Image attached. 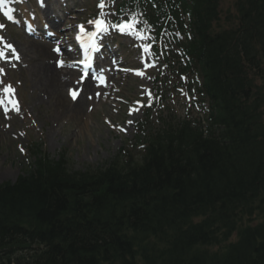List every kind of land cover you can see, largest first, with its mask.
I'll use <instances>...</instances> for the list:
<instances>
[{
  "label": "trees",
  "instance_id": "1",
  "mask_svg": "<svg viewBox=\"0 0 264 264\" xmlns=\"http://www.w3.org/2000/svg\"><path fill=\"white\" fill-rule=\"evenodd\" d=\"M174 1L200 20L226 132L171 125L105 167L45 158L0 184V264H264V122L242 65L264 51V0H236L234 43L211 32L221 0Z\"/></svg>",
  "mask_w": 264,
  "mask_h": 264
},
{
  "label": "rangeland",
  "instance_id": "2",
  "mask_svg": "<svg viewBox=\"0 0 264 264\" xmlns=\"http://www.w3.org/2000/svg\"><path fill=\"white\" fill-rule=\"evenodd\" d=\"M87 1L89 2V9H91L90 6L92 7L94 3L90 0ZM111 1L109 6L104 8V14L111 13L108 10L113 5ZM229 1L232 0H225L224 5H227ZM99 3L100 0L97 5ZM89 13L90 10H85L82 16ZM77 17L79 19L82 18L81 15ZM6 37H11L17 47L20 45V42L26 41L25 36H18L11 32L6 33ZM132 40L138 43L136 38ZM18 49L20 48L18 47ZM131 58L134 59V53H132ZM63 62L65 68L68 63ZM25 63L26 61L24 60L22 65H26ZM53 63L55 64L54 61ZM33 64L34 62L30 63V65ZM28 67L29 64L22 71L19 69L14 70L10 73L9 77L10 81H13L15 84L18 83L19 95L22 99L20 107L23 110L18 115H14V118L10 117L6 120L0 113L1 127L10 132L8 138H0V183L15 180L19 174H22L27 169V164L29 163L28 155L26 152H21L20 150L26 147V143L30 139L44 140L48 151L55 157L66 149L70 168L82 170L102 164L114 157L124 140L133 134L134 123L137 121V118L141 117V112L127 118L120 113L117 114L116 109L113 107L104 106L107 103L106 101L104 103L100 101L99 95L103 94L106 97L108 93L102 90L98 92L99 95H97L94 101L88 99V95L86 94L82 96L84 99L82 103L85 115L80 116L78 119H70L69 115H62V108L56 99H49L46 96L42 97V101L38 97L39 92L34 89L31 82L32 78L26 72ZM134 68L138 67L135 66ZM161 71L165 73L163 68H161ZM77 78H79V72L75 75L74 80ZM152 82L153 77L149 73L147 76L141 78L134 76L132 73L127 75L120 74L116 78L113 77L110 85L112 86L114 83L115 86L110 90V92H114L110 98V102L113 101V104H115L117 102L116 99L124 96L129 100L133 99V101L143 99L144 106L147 107L152 103ZM70 88L73 89V87ZM59 113H61V116L58 117ZM122 117L126 118V123L120 121ZM18 118L19 120L16 121L15 119ZM8 120L11 122L15 120L16 124L12 125ZM107 120L109 121L108 123H106ZM19 137L22 139L17 140Z\"/></svg>",
  "mask_w": 264,
  "mask_h": 264
},
{
  "label": "bare ground",
  "instance_id": "3",
  "mask_svg": "<svg viewBox=\"0 0 264 264\" xmlns=\"http://www.w3.org/2000/svg\"><path fill=\"white\" fill-rule=\"evenodd\" d=\"M38 44L33 42L30 45H21V51L26 60L30 63L34 62L28 71L30 72L29 74L30 78H32L31 82L34 89L39 92L38 97H40L42 101V97L46 96L49 99H56L59 102V106L62 108V115H69L70 119H78L80 116L85 115V109L82 103L84 99L79 96L74 100L72 96L67 93L69 92L67 88L76 85L84 90V93L88 95V99L93 101L95 86L92 84V80L86 78L82 83L75 84L72 78L77 72L76 68H68L62 73L61 70H58L53 65V60L56 55L49 45L40 44V46ZM63 93H65V95H63ZM39 102L42 103L41 101ZM59 116H61V113L58 114V117ZM9 136L10 132L4 130L0 125V138H8Z\"/></svg>",
  "mask_w": 264,
  "mask_h": 264
},
{
  "label": "snow or ice",
  "instance_id": "4",
  "mask_svg": "<svg viewBox=\"0 0 264 264\" xmlns=\"http://www.w3.org/2000/svg\"><path fill=\"white\" fill-rule=\"evenodd\" d=\"M3 2H4V0H0V3H3ZM41 3H42V0H41ZM98 7L101 10H103L106 7L104 0H100ZM100 15L103 16V12H101ZM8 18L11 19L12 17L9 16ZM88 23L95 26V31L88 33L85 30L84 26L80 25L79 27H80L81 35L77 37V39L80 40L82 47L85 49V60L81 61V63H83L85 65L86 69L91 67L92 57H91V53L89 50L91 49L92 51H95L97 49L95 37L100 32H108L109 31V25L103 19L90 20V21H88ZM138 24H139V20H137L136 17L133 16L130 20L122 21L119 24H112L111 28L117 29L121 33H126L129 35H132V36L136 37L137 39H147V37L144 36V34L138 30V28H137ZM3 27H4V25L0 24V28H3ZM84 37H87V41H85ZM0 42H3V37H0ZM4 49L10 50L13 55L11 57H8L6 51L3 49H0V59H4V60L9 61V62L11 59H15V60L20 59L19 54L16 52V49L12 44H8V43L4 42ZM143 50H144V52L150 54V46L145 45ZM55 51L59 53L60 49L56 48ZM58 64H59V66H65L63 61H58ZM3 71H4V69L0 68V73H3ZM136 74L137 75H143L142 72H137ZM86 75H87V72H85V76ZM83 78L84 77H82L80 81H77V83H81ZM97 79H99L101 84L105 83V77L102 74H100L97 77ZM0 83H2V82H0ZM2 91H3V93L6 94V97H7L6 103H5L4 99H0V106H3L5 115H7L9 110H14L16 112H19L20 109H19L18 101H16L14 99L15 89H13L11 85H7L3 88ZM70 94L72 95V98L75 100L78 96V90H70ZM96 95H99V93H96ZM89 98H91V97H89ZM21 151H23V149H21Z\"/></svg>",
  "mask_w": 264,
  "mask_h": 264
}]
</instances>
